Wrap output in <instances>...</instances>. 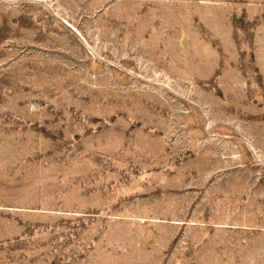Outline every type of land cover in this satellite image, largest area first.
<instances>
[{
    "label": "rangeland",
    "instance_id": "rangeland-1",
    "mask_svg": "<svg viewBox=\"0 0 264 264\" xmlns=\"http://www.w3.org/2000/svg\"><path fill=\"white\" fill-rule=\"evenodd\" d=\"M0 264H264V0H0Z\"/></svg>",
    "mask_w": 264,
    "mask_h": 264
}]
</instances>
